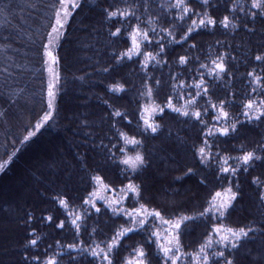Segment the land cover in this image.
Segmentation results:
<instances>
[{"label":"trees","instance_id":"obj_1","mask_svg":"<svg viewBox=\"0 0 264 264\" xmlns=\"http://www.w3.org/2000/svg\"><path fill=\"white\" fill-rule=\"evenodd\" d=\"M78 2L80 7L71 10L72 15L65 26L64 35L56 42L58 46L54 47V54L60 60L57 65L60 82L56 89V111L48 124L29 142L22 144L20 141L26 134V126L34 124L38 115L42 116L47 107V73L42 65L41 40L38 37L50 31L45 25L52 17V9L48 7L52 0H0V164L4 165L3 170H0V226H8L0 234V245L6 244L9 247L12 253L9 259L13 261H20L22 255L31 254H38L43 260L61 251L56 247V241L62 244L74 242V233L70 228L61 231L45 219L48 215L53 216L57 222L66 218L64 209L55 197L61 196L69 201L71 207L78 208L81 198L90 191L89 177L93 172L101 175L110 185L119 183L124 175L121 171L123 166L108 160L104 148L110 139L113 143L118 139L111 123L129 135L135 134L137 139L142 138L137 128V124L142 126L143 123L139 120V106L145 103L137 92L142 73H138V66L133 61L116 64L112 59L113 52L118 54L126 46L130 47L131 41L126 34L119 43L115 42V37H110L103 8L110 4L121 8L127 4L141 5L144 0H127V3L125 0ZM162 2L148 0V13H144L143 7L138 9V14L144 13L141 19L146 20L149 14L159 15L163 11L159 7ZM238 2L248 8L251 0ZM230 3L231 0H220L214 14L220 18L227 15L226 8ZM142 27H147V24ZM256 28L254 35L243 29L232 33L231 29L222 27L215 29L214 34L213 31L193 34L200 44V50L193 55H199L201 61L207 62L209 54L215 56L217 48L220 52L227 51L230 56L238 58V62L229 61L234 73L229 87L226 88L221 82L210 90L214 101L229 91L237 93L238 99L230 109L233 115H239V97L246 91L247 83L244 73L251 68V62L246 63L247 47L237 48L236 45H250L255 52L260 40L259 23ZM217 40L223 46L217 45ZM186 48L187 45L169 46L167 59L172 63V74L182 72L183 78L191 84L199 65L190 63L186 69H181L174 62ZM104 68H108V71L105 72ZM169 71L168 66L150 67V75L165 81L154 95L156 104L166 103L169 95L173 96V103L177 104V94L172 92L167 83ZM116 83L123 84L126 91L110 92L109 87ZM105 101L126 113L132 123L128 124L127 120L119 117H109ZM239 118L244 119L243 116ZM154 119L158 123L162 120V130L155 135L149 133L143 138V148L138 150L146 154L149 166L140 178L145 179L150 191L157 194L154 203L168 212L173 209L164 202L166 190L171 192L172 189H178L181 193H194L188 197H177L176 210L191 213L200 208L210 193L214 194L226 185L213 179V173L205 169L194 155L202 139L199 126L194 125V122L185 123L186 118H178L175 113L167 110L163 118L156 116ZM262 136L264 126L254 122L247 125L240 136L220 137L216 141L218 148H214V151L219 150L222 156H235L239 154L241 144L250 150ZM117 156L120 153L117 152ZM188 167L196 170L198 175L176 180L175 177ZM205 176L206 186L200 185L199 179ZM254 177L264 181V166L257 165L248 173L240 174L242 196L234 202L235 207L224 221L226 226L259 228L264 221V207L258 198L264 188L251 183ZM18 183H22L24 189L20 186L17 192ZM29 213L31 219H28ZM32 231L40 235L38 246L25 250L23 246ZM204 234V226H197L185 235L182 239L188 246L187 250L195 247ZM83 238L87 240L86 236ZM139 239V235H133L127 243L131 245ZM249 250L251 255H245ZM129 251L122 249L120 255L126 256ZM261 251H264V239L257 232L255 239L244 242L238 259L241 264H247L252 256L259 255ZM58 260L60 264H69L66 255L58 257Z\"/></svg>","mask_w":264,"mask_h":264},{"label":"snow or ice","instance_id":"obj_2","mask_svg":"<svg viewBox=\"0 0 264 264\" xmlns=\"http://www.w3.org/2000/svg\"><path fill=\"white\" fill-rule=\"evenodd\" d=\"M219 2L163 0L159 6L163 11L157 16L149 14L146 20H142L141 16L149 11L148 0H144L141 5L127 4L121 8L110 4L103 8L110 37H115V42L119 43L126 34L131 41L130 47L126 46L118 54L113 52L112 59L116 64L133 61L138 66V73H142L137 88L139 97L145 101L139 106L142 126L137 124L142 138L137 139L135 134L121 131L115 123L109 121L111 127L116 129L118 139L115 143L110 139L104 148L108 160L123 166L121 171L124 175L119 183L110 185L101 175L93 172L89 177L90 191L81 198L78 208L71 207L69 201L61 196L55 197L64 209L66 218L57 222L53 216L48 215L45 219L61 231L70 228L74 233V242L62 244L56 241V247L61 251L54 256H46L42 260L38 254L22 255L20 261L9 259L11 250L6 244L0 245V264H60L58 257L65 255L69 264H83L85 261L86 264H241L238 253L244 247V242L255 239L257 232L264 239V221L259 228L230 227L224 224L230 210L235 207L234 202L242 196L240 174L248 173L257 165L264 166V136L250 150L241 144L239 154L235 156H222L219 150L214 151V148H218L216 141L220 137L240 136L244 128L254 122L264 126V0H251L248 8L239 4L238 0H231L226 8L228 14L222 18L214 14ZM48 7L52 9V17L45 28L50 31L38 37L41 40L42 65L48 74L47 107L42 116L38 115L34 124L26 126V134L20 141L22 144L29 142L48 124L56 111V89L60 76L55 66L60 60L53 48L58 46L56 42L64 35L65 26L72 15L71 10L79 8L80 4L78 0H52ZM140 7H143L144 13L138 14ZM257 23L260 24V40L256 51L253 52L247 44L236 45L237 48L247 47L246 63L250 61L251 68L244 73L247 83L246 91L239 97V115H233L230 109L238 99L237 93L229 91L214 101L210 90L221 82L226 88L229 87V82L234 78L231 70L233 65L229 61L238 62V58L230 56L227 51L220 52L217 48L215 56L209 54L207 62L201 61L199 55H193L200 50V44L193 34L208 31L214 34L215 29L222 27L231 29L232 33L243 29L254 35ZM143 24H147V27H142ZM216 44L223 46L219 40ZM172 45H187L183 54H179L174 61L181 69H186L190 63L199 65L191 84L186 82L182 72L175 75L171 72L172 63L167 59V49ZM164 66L170 69L167 83L172 92L177 94V104L173 103L172 95L166 98L164 104L155 103L154 95L165 81L150 75V67L154 69ZM104 71L107 72L108 68H104ZM109 91L123 93L126 89L123 84L116 83L109 87ZM105 104L109 109V117H119L127 120L128 124L132 123L118 107L108 101ZM166 110L175 113L178 118H186L185 123L194 122V125L199 126L202 139L194 155L205 169L213 173V179L226 185L214 194L210 193L200 208L191 213L176 210L177 197H188L194 193H181L178 189H172L171 192L166 190L164 202L173 209L168 212L154 203L157 194L150 191L145 179L140 178L148 168L149 161L146 154L138 149L143 148V138L149 133L155 135L162 130V120L158 123L154 117L163 118ZM240 116L244 119L241 120ZM117 152L120 156H117ZM3 168L4 165L0 164V170ZM195 175H198L197 171L188 167L175 179L183 180L184 177ZM206 180V176L201 177L199 184L206 186ZM251 183L264 188V181L260 177H254ZM258 198L264 207V191L259 193ZM31 218L29 213L28 219ZM197 226H204L205 234L195 247L187 250L188 246L182 238ZM7 227L6 224L0 226V234ZM133 235H139L141 239L129 245L127 241ZM39 240L40 235L35 231L30 232L24 249L37 247ZM122 249H130L128 255L121 256ZM245 255H251V251L245 252ZM247 264H264V251L252 256Z\"/></svg>","mask_w":264,"mask_h":264},{"label":"rangeland","instance_id":"obj_3","mask_svg":"<svg viewBox=\"0 0 264 264\" xmlns=\"http://www.w3.org/2000/svg\"><path fill=\"white\" fill-rule=\"evenodd\" d=\"M53 52H54V48H53ZM55 68H56V71H57V65L55 66ZM47 79H48V74H47ZM20 186H21V188L23 187V189H24V185L22 183L21 184L18 183V185L16 186L17 192L21 189Z\"/></svg>","mask_w":264,"mask_h":264}]
</instances>
